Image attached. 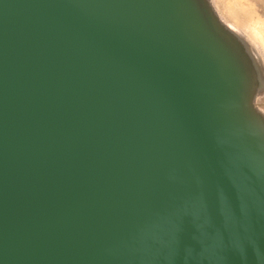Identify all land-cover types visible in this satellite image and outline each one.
I'll return each mask as SVG.
<instances>
[{"label": "water", "instance_id": "obj_1", "mask_svg": "<svg viewBox=\"0 0 264 264\" xmlns=\"http://www.w3.org/2000/svg\"><path fill=\"white\" fill-rule=\"evenodd\" d=\"M258 86L209 0H0V264H264Z\"/></svg>", "mask_w": 264, "mask_h": 264}, {"label": "rangeland", "instance_id": "obj_2", "mask_svg": "<svg viewBox=\"0 0 264 264\" xmlns=\"http://www.w3.org/2000/svg\"><path fill=\"white\" fill-rule=\"evenodd\" d=\"M209 1L226 25H236L239 28H244L246 32H253L255 38L259 37L260 39H262L264 46V33H262L261 29L262 23L264 24V0ZM257 70L259 75V86L257 88L252 104L260 113L264 115V77L262 76L263 73H261V69L257 67Z\"/></svg>", "mask_w": 264, "mask_h": 264}, {"label": "bare ground", "instance_id": "obj_3", "mask_svg": "<svg viewBox=\"0 0 264 264\" xmlns=\"http://www.w3.org/2000/svg\"><path fill=\"white\" fill-rule=\"evenodd\" d=\"M226 17H228V16H226ZM221 20L223 21V19H221ZM229 25L230 24H228L226 26H228V28L231 30V32H233L243 42L244 46H246L247 50L252 55L256 66L258 68H260L261 73H263V75L261 73L260 74L264 77V46H263L262 39H260L259 37H258L259 39L255 38V36L253 35V32H246L244 28H239L236 25H234V26H231V25L229 26ZM261 29H262V33H264V24L263 23H262Z\"/></svg>", "mask_w": 264, "mask_h": 264}]
</instances>
